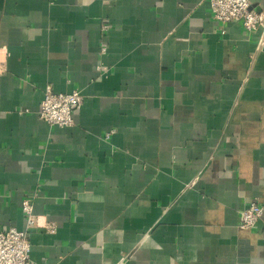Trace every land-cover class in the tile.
Returning <instances> with one entry per match:
<instances>
[{
	"label": "crops",
	"instance_id": "crops-1",
	"mask_svg": "<svg viewBox=\"0 0 264 264\" xmlns=\"http://www.w3.org/2000/svg\"><path fill=\"white\" fill-rule=\"evenodd\" d=\"M263 34L208 0H0V228L35 264H264Z\"/></svg>",
	"mask_w": 264,
	"mask_h": 264
},
{
	"label": "built area",
	"instance_id": "built-area-1",
	"mask_svg": "<svg viewBox=\"0 0 264 264\" xmlns=\"http://www.w3.org/2000/svg\"><path fill=\"white\" fill-rule=\"evenodd\" d=\"M212 15L216 21L228 23L241 21L248 31L263 28L264 15L252 7L251 0H208ZM264 37V34H263ZM103 51L106 48L102 49ZM100 69V67H99ZM6 71V65L0 62V73ZM83 95L74 90L70 93L55 92L51 85L44 89V97L41 101L38 115L40 119L50 125L58 127H71L75 124L74 112L82 106ZM110 133L106 135L109 138ZM33 197L27 196L22 202V210L25 214L28 227L31 228L39 223L34 214ZM264 213V203L254 200L249 207L241 213L240 227L249 228L254 226ZM50 232L55 231L54 224L47 225ZM32 245L28 233L15 227L7 230L0 228V264H35L31 258Z\"/></svg>",
	"mask_w": 264,
	"mask_h": 264
}]
</instances>
